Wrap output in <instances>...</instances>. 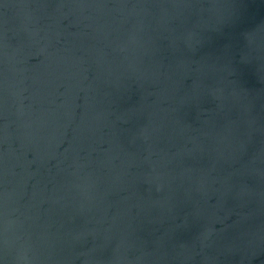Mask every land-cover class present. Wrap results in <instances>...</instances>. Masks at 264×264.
Returning a JSON list of instances; mask_svg holds the SVG:
<instances>
[{
	"label": "water",
	"instance_id": "obj_1",
	"mask_svg": "<svg viewBox=\"0 0 264 264\" xmlns=\"http://www.w3.org/2000/svg\"><path fill=\"white\" fill-rule=\"evenodd\" d=\"M0 264H264V0H0Z\"/></svg>",
	"mask_w": 264,
	"mask_h": 264
}]
</instances>
